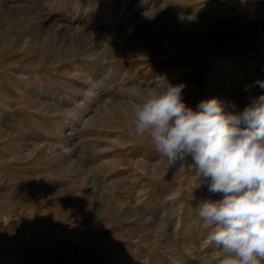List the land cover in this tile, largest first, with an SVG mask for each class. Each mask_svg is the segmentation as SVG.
Instances as JSON below:
<instances>
[{"label":"rangeland","instance_id":"1","mask_svg":"<svg viewBox=\"0 0 264 264\" xmlns=\"http://www.w3.org/2000/svg\"><path fill=\"white\" fill-rule=\"evenodd\" d=\"M156 77L242 112L264 0H0V264H210L220 195L122 107Z\"/></svg>","mask_w":264,"mask_h":264},{"label":"clouds","instance_id":"2","mask_svg":"<svg viewBox=\"0 0 264 264\" xmlns=\"http://www.w3.org/2000/svg\"><path fill=\"white\" fill-rule=\"evenodd\" d=\"M183 88L156 77L122 107L169 166L191 158L199 186L220 195L196 206L216 249L210 264H264V94L236 113L216 97L188 107Z\"/></svg>","mask_w":264,"mask_h":264}]
</instances>
